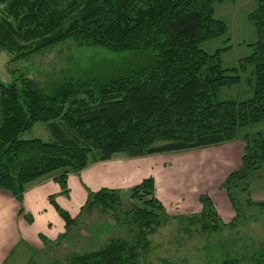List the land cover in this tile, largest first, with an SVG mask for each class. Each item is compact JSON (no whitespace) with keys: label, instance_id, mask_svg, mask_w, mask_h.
<instances>
[{"label":"trees","instance_id":"16d2710c","mask_svg":"<svg viewBox=\"0 0 264 264\" xmlns=\"http://www.w3.org/2000/svg\"><path fill=\"white\" fill-rule=\"evenodd\" d=\"M222 1L0 0V52L15 55L11 62L68 40L146 58L126 77L106 82L43 89L24 76L9 84L0 81V191L15 200L19 215L27 187L44 177H52L66 195L69 175L117 154L137 159L219 146L235 141L242 128L264 122V0L248 17L257 40L242 62L253 67L254 83L251 98L242 102L216 101L217 92L239 84L240 77L222 68V50L208 54L200 49L228 31L212 16L211 5ZM38 123L45 125L50 141L23 140ZM244 141L240 169L222 184L230 202L233 181L264 163V136H245ZM154 191V180L148 178L129 192L135 202L127 212L131 242L112 240L101 250L74 255L68 264H137L148 251L147 235L163 220ZM119 201L115 191L90 193L86 210L97 206L116 213ZM200 202L202 216L212 217L210 201L201 197ZM51 203L66 229L75 225ZM248 256L249 264H264V242Z\"/></svg>","mask_w":264,"mask_h":264},{"label":"rangeland","instance_id":"374dc122","mask_svg":"<svg viewBox=\"0 0 264 264\" xmlns=\"http://www.w3.org/2000/svg\"><path fill=\"white\" fill-rule=\"evenodd\" d=\"M258 5L259 0H223L211 5L213 19L225 23L228 31L222 37L201 43L200 49L208 54L222 50V68L229 70L227 75L240 77L239 84L217 92V102H242L253 94V67L242 60L252 54L251 45L257 40L248 17ZM14 56L0 52V81L9 84L24 76L43 89L67 82L92 83L124 78L146 62L145 55L138 52L117 53L100 47L80 46L72 40L11 62ZM233 69L237 71H231ZM257 134L264 136V122L242 128L235 141L219 146L137 159L117 154L114 158L136 160L137 165L146 164L150 168L147 178L132 183L126 189L101 188L94 191L87 188L82 196L76 190L71 192L67 178L68 192L65 195L55 182L59 194L48 197L49 210L44 213L51 216L53 212L61 221L59 229L55 231L58 223L51 217L50 223L55 227L50 232L55 231V236L49 238L48 232L36 224L34 213L24 212L19 216L28 224L34 220L32 231L39 235L35 237L38 247L33 238L25 240L21 236L3 264H68V259L74 255L101 250L112 240L131 242L134 233L130 230L127 212L135 202L131 200L129 192L148 178L154 180L153 196L162 206V212L158 214L163 220L159 228L147 235L148 251L140 256L137 264H221L231 259L236 260L235 264H249L246 259L250 257V250L264 242V208L258 206L264 203V163L245 178L233 181L230 188L233 201L230 202L222 184L241 167L244 137L254 138ZM22 139L50 141L45 125L41 123L24 134ZM155 176L159 182L158 191ZM101 190L120 193L121 201L115 208L116 213L111 209L103 211L97 206L86 210L88 195ZM167 195H178V198L171 202V197ZM201 197L210 201L212 217L202 216ZM51 202L75 219V225L66 229ZM24 215L31 219L30 223ZM2 232L5 237L8 236ZM2 242L4 239L0 237V244Z\"/></svg>","mask_w":264,"mask_h":264},{"label":"crops","instance_id":"0c3cea01","mask_svg":"<svg viewBox=\"0 0 264 264\" xmlns=\"http://www.w3.org/2000/svg\"><path fill=\"white\" fill-rule=\"evenodd\" d=\"M135 162L136 160L113 158L107 162L90 165L77 176L69 175V188L71 192L76 190L78 193L83 194L82 196L85 195V189L87 188L94 191L101 188H130L132 183H138L150 175V168L147 167L146 164L140 166ZM154 179L158 191L159 182L156 176ZM59 191V187L52 177H44L29 185L22 199L24 212L27 214L34 213L36 215V224L38 226L41 225L42 228L48 232L49 238L55 236V231L59 229L61 221L55 217L53 212L50 213L51 216H45L44 213L47 209L49 210L47 207L48 197H50V195L59 194ZM160 196L164 197V195ZM166 197H171V202H175L178 195H167ZM181 197H184V195ZM186 203L189 204L188 201ZM182 204H184V202ZM18 210L19 206L15 200L7 193L0 192V237L4 239V242L0 244V264L4 263L11 254L13 247L22 237H24L25 240L30 237L33 238L38 247L36 238H38L39 235L36 231H32L34 220L31 224H28L25 219L19 216ZM51 217L56 220L58 227L53 225L55 231L50 232V229H53L50 223ZM49 224H51V226H49ZM19 226L23 229V232H21ZM2 231L7 233L8 236L5 237ZM20 232L23 233V235H21Z\"/></svg>","mask_w":264,"mask_h":264}]
</instances>
